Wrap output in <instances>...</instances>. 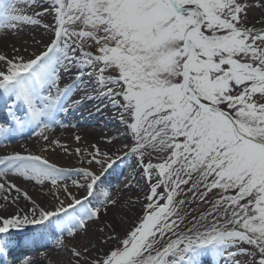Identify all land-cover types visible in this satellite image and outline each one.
<instances>
[{
    "label": "snow or ice",
    "instance_id": "6c2138e0",
    "mask_svg": "<svg viewBox=\"0 0 264 264\" xmlns=\"http://www.w3.org/2000/svg\"><path fill=\"white\" fill-rule=\"evenodd\" d=\"M26 30L35 50L0 51V142L69 153L53 127L97 101L122 146H78L88 166L71 169L0 154V264H53L48 249L70 253L60 264H264V0H0V39ZM121 165L143 199L118 231V213L100 222L121 209Z\"/></svg>",
    "mask_w": 264,
    "mask_h": 264
},
{
    "label": "bare ground",
    "instance_id": "6f19581e",
    "mask_svg": "<svg viewBox=\"0 0 264 264\" xmlns=\"http://www.w3.org/2000/svg\"><path fill=\"white\" fill-rule=\"evenodd\" d=\"M260 9L254 8L249 15L254 17H259L261 15ZM3 34L0 33V36ZM36 35L37 38H40V33H33L30 30H26L24 33L20 35H8L3 39H0V51L11 52L12 46L16 45L17 47L21 46L24 40H28L29 45V53L35 50V45H33L32 40L29 39L30 36ZM46 39V37H45ZM65 82H68L67 78ZM98 105L97 101H93L88 103L84 108L80 110V112L75 113L71 118L70 121H65L66 123H78L77 128L67 127V128H60V127H53L50 135L54 138L60 140L62 144H65L68 149L69 153H71L76 147L78 146H86L87 144L91 143H99V146L102 150H109L111 149L112 152H117L121 148V142L117 141L114 145H108L104 142L105 137L115 135L116 125L114 122L110 120V113L108 110H103L101 112L96 111V106ZM101 109H103V105H99ZM89 112L92 115H89ZM0 119H3V113L0 112ZM81 135L82 141L80 144L74 140L75 135ZM37 138L34 135H28L25 133L22 136H19L12 140H6L0 142V154H8L14 151L24 152L25 150L34 152L37 154L43 155L47 158L50 162L55 163L57 166L64 167V168H78L81 166L87 167V164L81 165L80 158L65 153L61 149H57L56 151H48L46 153H40V143H37ZM129 163H133L129 161ZM95 169H99V165L92 166ZM123 169L122 174L118 176H109L108 180L110 181V188L114 190L113 197L120 199L121 201V209H111L109 210V214L107 217L101 218V226L105 221H111L113 219V215L118 213V219H126L127 223L123 225H119L117 227L118 231H121L122 228H126L130 226L132 219L134 218V214L136 211L139 210V205H137L136 209L133 212H128L127 217H124V212L127 211L126 202L129 198L135 200L138 196L140 199H143V193L137 188L125 189L124 185L129 177L130 173H132L131 168H126L121 165ZM10 179H14L11 178ZM136 181H139L141 185L144 184V181L140 178L139 174L136 175ZM133 181V183H136ZM18 183L22 181H17ZM69 186L71 187V181H67ZM50 182H46V185L41 188L40 186L35 185L33 182L32 184L27 185L29 192L38 200V202L46 203L48 200L51 199V196L48 194V187H50ZM73 192L79 193V190L72 188ZM97 228L96 224H93L90 229V235L92 232ZM71 244V240L68 241ZM50 255L52 257L53 264H60L61 261H66L70 253H63L59 250L48 249ZM10 264V259H9Z\"/></svg>",
    "mask_w": 264,
    "mask_h": 264
},
{
    "label": "rangeland",
    "instance_id": "374dc122",
    "mask_svg": "<svg viewBox=\"0 0 264 264\" xmlns=\"http://www.w3.org/2000/svg\"><path fill=\"white\" fill-rule=\"evenodd\" d=\"M249 18L252 19L253 17L249 15ZM133 219H134V218H133ZM133 219H132V220H133Z\"/></svg>",
    "mask_w": 264,
    "mask_h": 264
}]
</instances>
